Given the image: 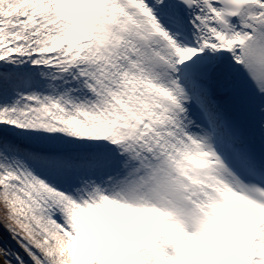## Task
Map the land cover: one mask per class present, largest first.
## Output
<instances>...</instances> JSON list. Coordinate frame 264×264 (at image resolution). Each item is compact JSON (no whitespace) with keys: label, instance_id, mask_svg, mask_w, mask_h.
<instances>
[{"label":"snow or ice","instance_id":"snow-or-ice-1","mask_svg":"<svg viewBox=\"0 0 264 264\" xmlns=\"http://www.w3.org/2000/svg\"><path fill=\"white\" fill-rule=\"evenodd\" d=\"M2 264H264V0H0Z\"/></svg>","mask_w":264,"mask_h":264},{"label":"rangeland","instance_id":"rangeland-1","mask_svg":"<svg viewBox=\"0 0 264 264\" xmlns=\"http://www.w3.org/2000/svg\"><path fill=\"white\" fill-rule=\"evenodd\" d=\"M0 264H2V257H0Z\"/></svg>","mask_w":264,"mask_h":264}]
</instances>
